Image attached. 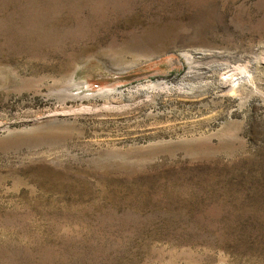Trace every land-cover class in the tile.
Listing matches in <instances>:
<instances>
[{"label": "rangeland", "instance_id": "1", "mask_svg": "<svg viewBox=\"0 0 264 264\" xmlns=\"http://www.w3.org/2000/svg\"><path fill=\"white\" fill-rule=\"evenodd\" d=\"M0 264H264V0H0Z\"/></svg>", "mask_w": 264, "mask_h": 264}, {"label": "bare ground", "instance_id": "2", "mask_svg": "<svg viewBox=\"0 0 264 264\" xmlns=\"http://www.w3.org/2000/svg\"><path fill=\"white\" fill-rule=\"evenodd\" d=\"M244 80V78L243 77H241L239 80H237V81H243Z\"/></svg>", "mask_w": 264, "mask_h": 264}]
</instances>
